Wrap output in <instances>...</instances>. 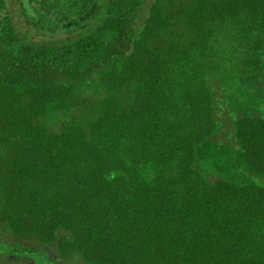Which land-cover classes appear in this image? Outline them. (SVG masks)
<instances>
[{
  "label": "trees",
  "instance_id": "trees-1",
  "mask_svg": "<svg viewBox=\"0 0 264 264\" xmlns=\"http://www.w3.org/2000/svg\"><path fill=\"white\" fill-rule=\"evenodd\" d=\"M0 264H264V0H0Z\"/></svg>",
  "mask_w": 264,
  "mask_h": 264
},
{
  "label": "rangeland",
  "instance_id": "rangeland-1",
  "mask_svg": "<svg viewBox=\"0 0 264 264\" xmlns=\"http://www.w3.org/2000/svg\"><path fill=\"white\" fill-rule=\"evenodd\" d=\"M12 13L14 14V16H15V21L17 22V23H19V25L22 27V26H24V23H23V16L21 15V13H17V10H16V5H13L12 6ZM13 241V238H9V241Z\"/></svg>",
  "mask_w": 264,
  "mask_h": 264
}]
</instances>
